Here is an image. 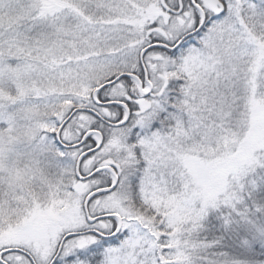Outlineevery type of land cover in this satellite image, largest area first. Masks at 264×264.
<instances>
[{"label":"snow or ice","instance_id":"1","mask_svg":"<svg viewBox=\"0 0 264 264\" xmlns=\"http://www.w3.org/2000/svg\"><path fill=\"white\" fill-rule=\"evenodd\" d=\"M262 184L264 0H0V264H264Z\"/></svg>","mask_w":264,"mask_h":264},{"label":"trees","instance_id":"2","mask_svg":"<svg viewBox=\"0 0 264 264\" xmlns=\"http://www.w3.org/2000/svg\"><path fill=\"white\" fill-rule=\"evenodd\" d=\"M256 199L264 202V184L260 185L254 193ZM247 202V201H246ZM220 213L210 211L208 216L202 222V231L199 233V238L207 242L220 239L221 248L216 250H228L231 245L230 233H226L222 227V221L219 219ZM261 260H264V249L258 253Z\"/></svg>","mask_w":264,"mask_h":264}]
</instances>
